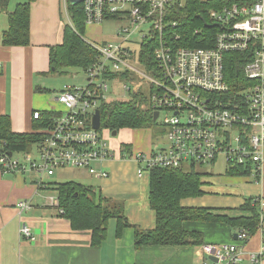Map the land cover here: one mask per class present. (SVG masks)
Returning <instances> with one entry per match:
<instances>
[{
    "label": "built area",
    "instance_id": "1",
    "mask_svg": "<svg viewBox=\"0 0 264 264\" xmlns=\"http://www.w3.org/2000/svg\"><path fill=\"white\" fill-rule=\"evenodd\" d=\"M185 3L186 0H81L86 26L111 18L124 21L116 29L121 41L108 44L91 41L99 55L86 70L88 84L86 87L66 85L56 93L55 100L62 108L50 111V125L37 130L42 135L38 142L39 160L33 161L26 155L30 162L26 166L15 158L16 154L4 152L0 154L2 172H34L43 180L53 175L56 168L67 165L107 177V171L100 166L114 158L103 132L111 130L103 127L102 117L101 126L95 128L93 118L98 109L101 112L104 102L133 91L129 81L110 80V73L132 71L149 80L148 101L154 111H159V117L163 110L172 112L161 121L166 129L164 146L155 147L152 152L131 153V158L140 165V176L153 167L211 164L221 155L228 162H251L255 165L251 172L259 176L264 160V0H240L221 9H210L208 23L220 24L216 25L220 31L211 48L176 44L180 39L176 32L179 24L167 17L171 10ZM64 9L70 18L69 0H65ZM156 39L155 64L148 71L136 59L142 43ZM250 51L243 87L230 94L225 79V55ZM3 67L0 62V69ZM107 81L120 85L115 99H107L110 89ZM41 115L37 110L33 117L39 119ZM49 204L57 212H63L57 196H50ZM17 206L21 212L30 210L31 199L21 200ZM260 222L263 233L260 251L247 252L245 245L251 234L239 230L237 238L230 243L203 245L202 264H240L245 257L250 264H264V214ZM21 235L28 241L36 240L26 224Z\"/></svg>",
    "mask_w": 264,
    "mask_h": 264
},
{
    "label": "crops",
    "instance_id": "2",
    "mask_svg": "<svg viewBox=\"0 0 264 264\" xmlns=\"http://www.w3.org/2000/svg\"><path fill=\"white\" fill-rule=\"evenodd\" d=\"M64 8L65 0L32 1L31 43L28 46L3 44V32L9 27V15L2 18L0 15V62L4 64L0 69V114L11 116L15 132L34 130L35 111L62 108L55 100L56 93L49 105L42 108V96L46 93L37 91V88L49 75L51 47L63 41L67 22ZM103 24L104 22L86 26V39L92 42L104 41ZM139 129L141 128H122L117 133L118 137L121 134V138L112 139L114 158L107 159L100 166L107 171V177L94 176L85 169L77 170L94 178V182L87 185L94 186L104 197L119 204L134 226L153 229L156 227V214L149 202L150 173L146 171L149 174L147 177L146 172L140 176L139 163L124 151L125 144L130 145L131 152H152L155 149L153 134L148 135L149 143L143 149L130 143V136L134 137ZM203 171L212 173L208 169ZM259 171L260 175L257 177L253 172L225 177L221 173H212V176L204 179L207 183L203 186L206 193L183 199L182 206L207 207L237 216L243 213L241 207L248 200L258 199V208L264 210V160ZM19 174L23 173H4L0 169V264H202L203 245L230 243L240 230L223 222L185 221L183 229L201 233L202 244L146 245L137 249L134 227L125 228L121 237H117L116 224L109 229L108 223L106 239L100 246H94L91 230L73 229L70 221L58 215L57 209L48 204L44 191L38 190L32 179L27 180ZM47 179L54 181L53 176ZM25 198L32 199L34 206L21 212L17 205ZM24 224L31 228L36 236L35 241H28L21 235ZM260 224L261 222L245 245L247 252H257L262 248L263 233ZM243 264H250L247 257Z\"/></svg>",
    "mask_w": 264,
    "mask_h": 264
},
{
    "label": "trees",
    "instance_id": "3",
    "mask_svg": "<svg viewBox=\"0 0 264 264\" xmlns=\"http://www.w3.org/2000/svg\"><path fill=\"white\" fill-rule=\"evenodd\" d=\"M32 1L19 2L15 9L9 12L10 0H0V15L3 12H7L9 15V27L3 32V44L5 46L30 45ZM234 1L240 0H186L183 7L171 10L167 20L174 19L179 24L176 32L180 35V39L176 44L191 48L215 46L216 35L220 29L217 26L208 27L204 21L207 23L210 21V9H221L224 5H231ZM69 14L70 21L66 22L62 43L51 47L48 74H63L68 69L86 71L98 60V51L85 37L86 24L82 5H71L69 2ZM156 45L157 39L145 41L141 45L136 60L137 64L145 70L151 71L154 68L153 50ZM250 55L251 51L247 54L229 52L225 55V79L229 85L230 94H236L242 89V83L245 81L244 69ZM134 75L135 73L132 71L110 73L109 79L118 78L121 81L130 82L134 79ZM37 91L50 92L51 90L38 87ZM129 94L131 96L127 100L121 98L103 103L101 106L103 127L112 131H120L122 128H151L153 123H156L153 121L155 111L149 104L148 94L142 89L135 90V87ZM51 114L50 111H43L39 119L33 117L36 121L34 130L23 133L15 132L12 129L10 115L0 114V154L4 152L8 155L28 152L34 145L39 148L38 142L41 141L42 135L37 130L50 125ZM124 148V151L131 157L130 145L125 144ZM226 162L225 173L228 176L248 175L252 173L251 170L255 167L251 162L245 164L228 162L227 160ZM68 167L66 165L56 168L53 175L45 176L43 180L36 175L33 183L38 190L56 193L54 196L59 198V206L63 211L58 212V215L68 219L75 230H91L94 246H100L106 239L108 223L111 218H115L117 222V237H121L125 228H135V247L140 249L146 245L202 244L203 236L201 233L188 232L183 229L182 224L185 221L223 222L232 228L247 230L251 234L257 229L261 215L264 214V211L258 208V199L248 200L241 207L243 213L237 216L221 213L207 207H184L182 206L183 199L202 196L206 193L203 188L206 182L203 181L202 176L207 172L203 171L202 166H196L193 163L184 164L177 168L153 167L149 171V202L156 214V227L141 229L129 221L119 204L104 197L102 192L94 186L74 180L47 181V178L56 174L57 169ZM49 197H47L48 204ZM28 199L30 198L22 200ZM31 203L33 208L32 199Z\"/></svg>",
    "mask_w": 264,
    "mask_h": 264
},
{
    "label": "rangeland",
    "instance_id": "4",
    "mask_svg": "<svg viewBox=\"0 0 264 264\" xmlns=\"http://www.w3.org/2000/svg\"><path fill=\"white\" fill-rule=\"evenodd\" d=\"M23 0H10L9 3V7H8V11L11 12L14 10L15 6L21 2ZM7 12H3L1 14V18L4 15H7ZM65 21H68V16L67 14H65ZM124 23V21H119L115 18H111L110 20H107L104 22V24L102 25V32H103V36H104V41H97L100 44H108V43H119L121 41L120 38L117 37L116 35V29L121 26ZM137 37V35H136ZM87 73L84 70H77V69H68L67 72L60 74V73H55V74H49L48 76H46L42 82L41 85H39L40 87H46L48 89H50V92H45L46 95L42 96V101H43V105L44 107L42 108H46L47 105H49V101L51 98H53V94L56 92H60L61 89L64 88V86L66 85H72V86H77V87H86L88 84L87 81ZM109 84V91L107 93V99H115L116 97V91L118 92L120 90V85L117 82H111V81H107ZM131 85L133 86V88H138V89H142L144 90L146 93H149L150 90V82L148 79L143 78L141 75L139 74H135L134 75V79L130 81ZM43 84V85H42ZM131 96V94L127 93L125 96H118V99H120L121 97L123 98V100H127L129 99ZM167 115H172L171 111H166L163 110L161 112V115L158 119V121H156V123H153V125L151 126V128L149 127H143L141 129H139L138 131L135 132L134 137H132V135L130 136V143L133 142L136 146V148L138 149H143L145 148V146L148 145L149 143V139H148V135H152L155 137V147L158 146H164L165 142H166V129L165 126L161 123V121H163V119L167 116ZM150 131H152L150 133ZM104 134H106L107 139L111 145L112 143V139L118 137V135L114 136L113 135V131L111 130L110 133H106V130L103 131ZM121 138V134H119L118 139ZM127 142V141H126ZM111 148L112 145H111ZM26 155H30L32 160H39L40 157V152H39V148L37 145L32 146V148L27 152H21V153H16L15 158H19L20 162H22L24 165L29 166L30 162L26 159ZM129 157V156H128ZM202 169H208L210 172L212 173H221L222 177H225L226 173H225V168L227 166V162L225 160L224 156H220L218 158L217 161H215L213 164H206V165H201ZM200 166V167H201ZM144 167V166H143ZM78 168H60L57 169L56 174L53 176L54 181L57 182H63V181H69V180H74V181H78V182H83L86 184H92L94 182V178L89 177L86 173L82 172L81 170H77ZM212 173H208L204 174L202 176V179L204 181L205 178H208L209 176H212ZM12 174V173H10ZM19 175H23L24 177L27 178V180L32 179L34 181L35 177H36V173L34 172H28L26 174H19ZM148 172H146V177H147ZM216 177H220V176H216ZM207 184V183H206ZM56 193L55 192H50V191H45L44 195L48 196H54ZM116 219L115 218H111L109 220L110 227L115 226L116 224ZM237 234V233H236Z\"/></svg>",
    "mask_w": 264,
    "mask_h": 264
},
{
    "label": "water",
    "instance_id": "5",
    "mask_svg": "<svg viewBox=\"0 0 264 264\" xmlns=\"http://www.w3.org/2000/svg\"><path fill=\"white\" fill-rule=\"evenodd\" d=\"M71 4L72 5H77L81 2V0H70ZM205 22V25H207L208 27H213V26H219L220 24H210V23H207L206 21ZM159 117V111H155L154 114H153V121L156 122L157 119ZM93 125L95 128H99L101 126V112L100 110L98 109L96 111V113L94 114V118H93ZM118 131H113V135H117ZM12 155V154H10ZM235 238H237V234H235L234 236ZM216 260V259H214ZM217 261V260H216Z\"/></svg>",
    "mask_w": 264,
    "mask_h": 264
}]
</instances>
